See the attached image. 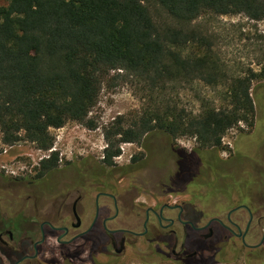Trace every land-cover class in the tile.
Returning <instances> with one entry per match:
<instances>
[{"label": "trees", "instance_id": "16d2710c", "mask_svg": "<svg viewBox=\"0 0 264 264\" xmlns=\"http://www.w3.org/2000/svg\"><path fill=\"white\" fill-rule=\"evenodd\" d=\"M156 1L171 23L156 24L141 0H9L0 5L2 143L26 140L45 151L53 145L51 128L68 121L95 128L88 114L111 72H116L114 79L143 80L149 92L194 80L210 86L228 79L230 86L222 108L206 105L192 115L167 103L146 109L128 126L119 117L104 130L107 166L119 156L120 143H138L155 130L217 148L237 124L252 127L251 91L254 82L264 81V66L228 76L209 37L190 26L206 13L263 20L264 0ZM187 46L194 49L187 53ZM57 162L52 152L41 160V173L55 169Z\"/></svg>", "mask_w": 264, "mask_h": 264}, {"label": "rangeland", "instance_id": "374dc122", "mask_svg": "<svg viewBox=\"0 0 264 264\" xmlns=\"http://www.w3.org/2000/svg\"><path fill=\"white\" fill-rule=\"evenodd\" d=\"M8 1L0 0V5H7ZM141 2L156 24L171 23L156 0ZM190 27L209 37L217 63L228 76L247 70L258 71L264 66V19L254 21L243 14L206 13ZM193 49L187 46L185 51L188 53ZM115 75L116 72H111L103 79L97 101L88 114L95 128L75 121H68L58 129L51 128L53 145L45 151L26 140L13 145L3 144L0 133V215L18 213L22 208L30 212L33 200H27V197L38 199L36 207L41 212L55 213L56 208L49 210L53 200L71 187L91 197L96 189L88 183L94 182L104 184L106 192L118 197H139L138 202H145V206L151 204L152 199L161 197V193L170 200L191 199L204 213L210 212L212 206H218V202L223 206L225 197L235 199L239 193L250 197L262 195L264 176L252 162L260 164L264 159L261 146L264 139V81H256L252 86L254 106L258 110L254 125L237 124L223 135L220 147L201 148L192 136L172 139L163 131L155 130L138 143H120L119 156L107 166L103 163L107 147L104 130L119 117L124 126H128L146 109L162 108L167 103L192 115L198 114L206 105L222 108L228 103L226 93L230 86L228 79H218L210 86L194 80L168 84L162 90L149 92L143 80L114 79ZM172 147L187 155L182 166L177 167L178 158ZM52 152L57 154V167L45 174L40 170V177L34 183H28L34 171L39 169L41 160ZM133 158L138 160L136 164H131ZM24 175L28 179H21ZM93 238L96 243L98 238ZM79 244L82 245V241ZM45 245L48 254L44 258L58 259L56 254L60 249L55 237H48Z\"/></svg>", "mask_w": 264, "mask_h": 264}, {"label": "flooded vegetation", "instance_id": "af4514ba", "mask_svg": "<svg viewBox=\"0 0 264 264\" xmlns=\"http://www.w3.org/2000/svg\"><path fill=\"white\" fill-rule=\"evenodd\" d=\"M172 152L182 166L187 155ZM252 163L264 176V159ZM34 172L30 184L40 177V165ZM88 184L96 189L91 197L71 187L51 203L55 213L41 212L38 199L27 197L30 212L1 214L0 264H264V191L225 197L223 206L218 202L204 213L191 199L161 193L145 206L139 197ZM48 237L56 239L58 259L44 258Z\"/></svg>", "mask_w": 264, "mask_h": 264}]
</instances>
